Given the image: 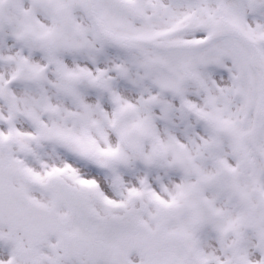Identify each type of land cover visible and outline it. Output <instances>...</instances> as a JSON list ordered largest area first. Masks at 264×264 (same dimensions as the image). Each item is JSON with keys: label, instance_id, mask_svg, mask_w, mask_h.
Segmentation results:
<instances>
[{"label": "snow or ice", "instance_id": "obj_1", "mask_svg": "<svg viewBox=\"0 0 264 264\" xmlns=\"http://www.w3.org/2000/svg\"><path fill=\"white\" fill-rule=\"evenodd\" d=\"M0 264H264V0H0Z\"/></svg>", "mask_w": 264, "mask_h": 264}]
</instances>
